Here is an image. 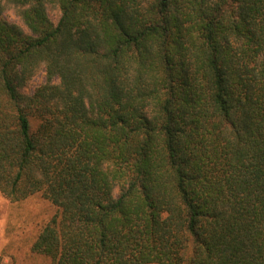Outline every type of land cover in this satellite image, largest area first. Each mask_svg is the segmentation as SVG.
I'll return each instance as SVG.
<instances>
[{"label": "trees", "instance_id": "1", "mask_svg": "<svg viewBox=\"0 0 264 264\" xmlns=\"http://www.w3.org/2000/svg\"><path fill=\"white\" fill-rule=\"evenodd\" d=\"M0 191L48 264H264V0H0Z\"/></svg>", "mask_w": 264, "mask_h": 264}, {"label": "rangeland", "instance_id": "2", "mask_svg": "<svg viewBox=\"0 0 264 264\" xmlns=\"http://www.w3.org/2000/svg\"><path fill=\"white\" fill-rule=\"evenodd\" d=\"M53 21H57L59 12L49 7ZM5 17L21 24L14 9H7ZM45 80L41 71L28 87L33 90ZM56 207L40 194L13 202L0 191V263L1 264H48L49 259L32 250V244L40 230L55 214Z\"/></svg>", "mask_w": 264, "mask_h": 264}]
</instances>
